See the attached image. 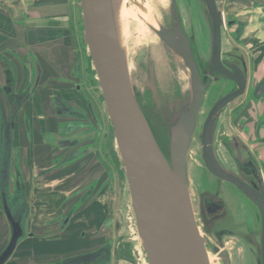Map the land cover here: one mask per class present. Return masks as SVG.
Instances as JSON below:
<instances>
[{
	"label": "flooded vegetation",
	"instance_id": "flooded-vegetation-1",
	"mask_svg": "<svg viewBox=\"0 0 264 264\" xmlns=\"http://www.w3.org/2000/svg\"><path fill=\"white\" fill-rule=\"evenodd\" d=\"M3 2L7 5V0ZM69 4L70 1L66 0V6ZM36 9L31 7L13 17L0 10V208L7 223V237L0 240V254L11 238L13 224H17L22 232L12 254L3 264L13 257L22 239L35 235L26 229L33 209L28 194L43 192L35 189L40 181H51L62 176L61 173L66 170L71 171L69 178H75L67 187L66 198L50 191V197L41 200L40 205L45 203L55 212L60 210L43 222L46 226L55 225V229L44 231L41 236L57 240L71 223L79 224L80 227L84 223L89 225V230L81 229L78 235H88L93 246L58 257L46 264H111L114 260L132 262L131 253L125 249L121 239L113 246L108 237L109 230L117 228V221L108 214V206L103 199L113 190L110 182L114 175L124 180V169L113 144V129L106 110L104 114L97 109L98 104H103V98L95 84L90 57L77 43L75 27L70 18L72 9L69 8V15L54 13L51 16H37ZM242 20L232 18L228 21V25L236 27L232 36L237 43L241 42L240 33L247 30L249 25H255L253 19ZM32 28L57 31L59 35L54 39L63 38L68 43V52L66 51L64 57L67 77L46 82L42 80L43 69L35 50L21 38L24 36L26 39L28 29ZM261 28L264 33V25ZM186 36L194 54L192 40ZM231 50L228 54L232 57L230 62L237 61L241 66L242 55L238 54L237 48ZM258 58L251 55L248 64L243 59L246 65L245 90L241 96L220 110L214 129L215 135L217 131L224 150L229 154L232 165L229 170L238 174L233 152L229 153L227 149V145L236 141L247 152L245 157L257 165L264 186V56L262 59ZM199 73L203 83L209 79L203 92L204 97L205 91L216 77H211L200 67ZM217 78L229 81L232 86L212 99L208 111L222 95L236 88L234 82L222 76ZM50 82L57 84L55 90L48 86ZM64 84L70 95L65 96L62 92ZM41 91H48L46 99L41 98ZM3 100L7 104V123L2 107ZM29 114H34L35 119H29ZM223 114H227V122L218 124ZM145 118L149 122L146 116ZM39 165L42 167L34 168ZM241 176L245 177L246 182L253 180L252 176ZM65 183L64 181L60 185L64 187ZM61 186L55 191L63 192ZM235 189L249 208V225L253 227L254 210L257 208ZM91 205L94 207L91 208ZM83 207L90 208L88 220L83 216L77 219V214Z\"/></svg>",
	"mask_w": 264,
	"mask_h": 264
},
{
	"label": "water",
	"instance_id": "water-1",
	"mask_svg": "<svg viewBox=\"0 0 264 264\" xmlns=\"http://www.w3.org/2000/svg\"><path fill=\"white\" fill-rule=\"evenodd\" d=\"M205 5L211 21L210 54L206 67L197 62L192 52L176 0H170L171 25L158 24L159 29L155 30L166 49L178 60L190 84L188 95L179 104L172 120L163 122L168 137L163 148L159 146L133 91L125 50L114 31L110 0H79L83 48L90 57L94 78L112 125L137 233L148 264H209L205 247L207 240L201 235L193 211L186 170L203 92L209 83V79L203 83L198 67L211 77L222 76L236 84V89L215 101L202 123L199 134L201 158L210 174L237 188L256 206L254 226L249 225L251 221H242L238 225L240 228L252 227L247 230L245 239L254 247V263L264 264V186L261 172L250 158L242 156V148L232 142L227 149L229 153L233 152L238 170L235 174L222 165L214 146L216 118L222 108L243 94L246 65L242 58L241 66L237 61H222L223 13L216 0H205ZM2 107L7 123L5 100ZM241 175L252 176L253 180L246 182ZM198 209V218L207 234L219 240L234 231L226 203L217 191L201 192ZM6 215L9 217L7 212ZM21 233L19 226L13 224L11 238L0 254V264L10 257ZM218 255L223 264H229L225 250L219 251Z\"/></svg>",
	"mask_w": 264,
	"mask_h": 264
},
{
	"label": "rangeland",
	"instance_id": "rangeland-1",
	"mask_svg": "<svg viewBox=\"0 0 264 264\" xmlns=\"http://www.w3.org/2000/svg\"><path fill=\"white\" fill-rule=\"evenodd\" d=\"M69 1V5H63L55 12L47 11L44 15L51 16L54 13L69 15V8L71 7L70 18L75 27L76 40L78 45L83 48L82 31L79 29V23L81 21L79 0ZM120 1H122L123 4L121 6H124L128 12L130 11L129 13H131V10L135 12L134 16L131 14L128 16L126 15V18L128 17L127 20H124L120 25L118 24L120 36L127 54L131 85L159 146L163 148V146L167 144L168 138L163 122L172 120L179 104L184 101L188 95L190 84L178 60L166 49L156 34L148 32L146 29L149 28L148 24L146 20L143 19V13L140 11L146 7L148 12L155 18L156 24L169 26L171 23L170 14L172 11L170 0ZM176 3L183 30L192 40V47L197 62L200 63L202 67H206L205 64L210 54L211 22L207 17L208 14L204 1L176 0ZM216 4L223 13L224 21L221 34L222 59L231 60L232 57L228 55L230 51H232L231 48L238 49V54L242 55L246 64H248V61L250 62L251 55L254 58L259 57L258 60L264 56V33L260 31L261 27L264 25V0H216ZM5 9H8L7 5L3 0H0V10L4 11ZM28 9L29 8H26V10ZM121 9H123V7H121ZM35 14L42 15L43 13L35 12ZM236 17L240 20L243 19L242 21L253 19L256 25L254 27L249 25L247 30L244 29L245 31L243 30L244 32L240 33V35L242 34L240 43H237L233 37L234 34L232 31L235 30L236 27L228 25L229 19H237ZM64 23L65 22H63V24ZM21 38L26 45H29L26 43L24 36ZM83 50L86 51L84 48ZM80 54L83 56V53L80 52ZM258 54H260V56ZM93 75L95 77L94 70ZM95 84L99 88L98 83L96 82ZM231 86L229 81L215 78L204 93L203 103L198 113V119L186 161L187 181L199 230L201 231V235L207 240L205 247L207 249L209 264H223L218 255L219 251H222V249L225 250L227 254L226 259L229 264H255L253 255L254 247L249 245L245 239V237H247V230L252 229V227L247 225L240 228V225H238V223L242 221H250L249 215H251V213L249 208L245 201L239 198L240 193H238L232 185L221 182L210 174L201 158L199 134L210 102L218 95L229 90ZM98 106L97 109L100 110L101 113H104V105L98 104ZM227 114L221 116L218 124L227 122L225 117ZM219 138L220 136L216 131L214 146L216 148L217 157L224 167L231 169L232 165H230V159L228 158L229 154L224 150ZM113 144L115 147L114 140ZM39 167L42 166H34L35 169ZM69 177L71 176L65 175L58 176L51 181H43V183L40 181L38 183L39 186L35 187V189L43 192H35V195L40 200H46L50 197V193L48 192L51 191V193L61 195L62 198L65 199L68 195L67 187L71 185L75 179L74 177L73 179ZM64 181L66 183L65 186L62 187L60 184ZM110 185H113V190H111L109 195L104 197L103 201H105L108 206V214L113 217V220L117 221V228L110 229L108 237L113 243V246L121 239V243L124 245L125 249L130 251L132 256V262L114 260L111 264H148L137 233L125 173L124 180L114 175V177L111 178ZM60 186L64 191H59V193L55 190H59L60 188L58 187ZM203 191H217L219 197L224 199L227 214L230 216V220H233L231 226L238 234H235L233 231L231 234L224 235L217 240L213 235L207 234L204 231L205 227L201 225V221L198 218L199 194ZM2 215L5 223L2 222V224H4V230H1L0 235L7 237L6 218L3 212ZM49 216L51 215L47 217ZM14 254L12 259L18 257V252ZM12 259L8 262L9 264Z\"/></svg>",
	"mask_w": 264,
	"mask_h": 264
},
{
	"label": "crops",
	"instance_id": "crops-1",
	"mask_svg": "<svg viewBox=\"0 0 264 264\" xmlns=\"http://www.w3.org/2000/svg\"><path fill=\"white\" fill-rule=\"evenodd\" d=\"M63 5H66V0H7L8 9H5L3 12L5 15L9 14V16L13 17L25 11L26 8L35 7L37 8L36 12H41L43 13L42 15H44L47 11L55 12L57 8H60ZM254 26L256 25H253L252 27ZM260 31L263 33L262 28ZM56 35H59L57 31H48L40 28L28 29L26 34V43L33 47L35 50V55L37 56L38 61L41 63L43 69L42 80L45 82L50 79L67 77V74L65 73L67 64L64 57L68 49V43L63 38L54 39ZM0 66L2 65L0 64ZM48 86L53 88V90L57 88V84L55 82H50ZM66 87L67 86H65V84L62 87V92L65 94V96L70 95L69 91L65 89ZM47 93L48 91H41V98L46 99L48 96ZM34 103L35 105H37L36 101H34ZM28 117L29 119H35L34 114H29ZM235 136L236 135L234 134V137ZM240 141L239 143L242 144L243 142L241 141V143ZM234 144L237 147L240 146L236 141ZM240 153L242 154V156H246L247 154L244 148L240 150ZM70 173L71 171L66 170L62 172L61 175L69 176ZM27 197L31 202L33 209L31 210V216L27 221L26 229L28 231L34 232L35 235L27 236L20 241L15 251L18 252V257L14 259H12L11 257L8 261L10 262V260L12 259L10 264H46L58 257L90 249L93 246L92 241H90V237L88 235H86L85 237H80L78 235L81 229L89 230V225H85L84 223L81 227L79 226L78 222L76 223L78 225H72L71 223L69 227H67L61 233V238L57 240L47 238L48 236H41L44 231H52L55 229V225L46 226L43 225V222L46 218H48V215H56L60 210L55 212L53 209H50L49 206L45 203L43 206L40 205L41 200L38 199V197L34 195V193H29ZM94 205H96V203H94ZM94 205H91L90 207L93 208ZM89 210V207H83L77 214V219L80 216H83L86 220H88V217L90 215ZM2 217L3 215L0 208V232L1 230H4V224H2V222L5 223V220ZM3 237L4 235H0V240ZM8 262L6 264H9Z\"/></svg>",
	"mask_w": 264,
	"mask_h": 264
},
{
	"label": "bare ground",
	"instance_id": "bare-ground-1",
	"mask_svg": "<svg viewBox=\"0 0 264 264\" xmlns=\"http://www.w3.org/2000/svg\"><path fill=\"white\" fill-rule=\"evenodd\" d=\"M203 1L205 4V0H203ZM110 3H111V14H112L114 31H115V34H117V36L119 37V42L121 44V47L125 50L124 45H123V40L120 36L118 24L120 25V23L124 22V20H127L128 17L126 18V15L128 16L129 14H131L132 16H134L135 12L133 10H131V13H129L130 11L128 12L124 6H121L123 4H122V1H120V0H110ZM121 7H123V9H121ZM205 8H206V5H205ZM140 12L143 13L142 17L144 20H146V22L148 24L149 28H146L148 30V32L156 34L155 30H158L159 27H158V24H156L155 18L152 16V14H150L148 12L146 7L144 9H142ZM125 54H126V52H125ZM126 61H127V54H126ZM127 66H128V62H127Z\"/></svg>",
	"mask_w": 264,
	"mask_h": 264
}]
</instances>
